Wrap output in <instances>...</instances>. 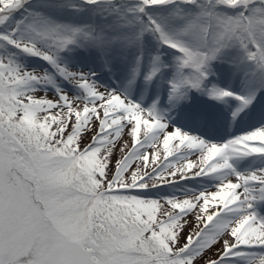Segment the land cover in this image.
<instances>
[{"label": "rangeland", "instance_id": "1", "mask_svg": "<svg viewBox=\"0 0 264 264\" xmlns=\"http://www.w3.org/2000/svg\"><path fill=\"white\" fill-rule=\"evenodd\" d=\"M218 1L200 0L187 7L174 2L162 12L133 1L93 8L44 3L0 21V63L20 79L16 97L25 113L24 126L35 123L41 132L61 127L68 134L54 150L36 149L0 120V264H66L56 231L84 241L97 264H131L136 254L153 246L154 238L181 264H205L232 244L230 257L219 264H264V249L256 247L264 242V222L251 213L254 195L236 190L225 203H238L234 211L240 213L233 218L224 207L221 220L213 218L223 206L215 199L222 201L236 188L240 175L217 183L219 191L198 189L200 176L221 169L215 157L218 147L201 137L179 135L164 114L165 105L155 107L157 99L170 101L185 84H206L209 67L219 76L228 69L244 76L243 98L248 82H256L257 71L264 68V0H229L232 11ZM144 56L150 65L141 96L134 101L130 88ZM186 58L189 66L172 76L161 69L180 66ZM110 80L118 81L122 90ZM214 86L211 81L207 88ZM149 93L154 98L145 104ZM261 134L264 125L250 138ZM6 157H12L13 167L4 162ZM118 165L125 166L126 174L147 172L148 179L136 185H154L156 191H120L130 202L119 198L141 211L140 225L157 223L153 235L129 225L133 233L112 241L123 228L112 225L101 233L103 217L95 224L92 211H86L90 172L111 177ZM258 169L264 179V166ZM176 179V185L163 184ZM147 180L152 183L144 185ZM117 186L132 189L128 182ZM165 190L163 201L159 192ZM185 196L190 198L172 201ZM181 207L183 213L177 210ZM151 210L158 214L154 221L146 217ZM150 226L146 230L153 232ZM244 228L248 232L237 237Z\"/></svg>", "mask_w": 264, "mask_h": 264}, {"label": "trees", "instance_id": "2", "mask_svg": "<svg viewBox=\"0 0 264 264\" xmlns=\"http://www.w3.org/2000/svg\"><path fill=\"white\" fill-rule=\"evenodd\" d=\"M32 1L34 0H13L12 2H9L8 0H0V21L3 18H8L15 14H19L22 12L25 5H28ZM82 1L88 2L92 0ZM17 83L18 79L3 71L0 66L1 122L8 127H12L11 131L19 136L24 144L34 145L36 146V149L54 150L61 139H67V130L59 127L55 131L49 130L47 132H41L35 123H30L28 127L24 126L23 120L25 114L23 113L22 108L19 106L18 100L16 98ZM90 174H92V177L95 181L91 187L88 185V189L90 187V190H88L85 208L86 211L87 208H92V212L97 214L93 221L95 224L97 223L96 221L99 217H103L102 222H104V225L102 227L101 233L105 234L112 225L114 227L125 226V228L127 227L128 229H130V225L134 228L133 231H138L140 228L147 229L150 226V224L140 225L141 219L143 221L144 217L135 218V215L133 212H131L129 205L115 202L112 200L110 195L108 196L106 190L104 189L107 187L106 185L110 183V179H103L102 177L98 178L95 176V172H91ZM89 177L87 182L89 181ZM107 196L108 199L103 201L102 198ZM47 231L48 230H45L46 233Z\"/></svg>", "mask_w": 264, "mask_h": 264}, {"label": "water", "instance_id": "3", "mask_svg": "<svg viewBox=\"0 0 264 264\" xmlns=\"http://www.w3.org/2000/svg\"><path fill=\"white\" fill-rule=\"evenodd\" d=\"M64 242L67 249V264H95V262L89 257L88 251L79 243L70 241L66 237H64Z\"/></svg>", "mask_w": 264, "mask_h": 264}]
</instances>
